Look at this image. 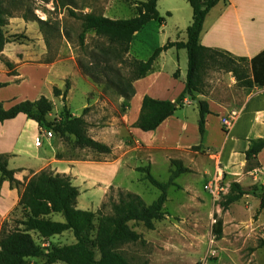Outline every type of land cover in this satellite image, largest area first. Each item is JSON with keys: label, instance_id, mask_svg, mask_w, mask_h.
<instances>
[{"label": "crops", "instance_id": "0c3cea01", "mask_svg": "<svg viewBox=\"0 0 264 264\" xmlns=\"http://www.w3.org/2000/svg\"><path fill=\"white\" fill-rule=\"evenodd\" d=\"M144 1L113 0L109 6H117V13L120 14V2L128 3L133 15L127 18H131L136 16L137 7ZM156 10L163 22L151 20L132 36L128 55L135 60H147L156 48L168 41L185 42L187 39L186 29L192 20V8L186 0H157ZM101 15L111 19H127L110 12ZM199 43L224 50L235 58L250 60L255 57L264 50V0L218 2L205 17ZM187 63V51L172 47L156 57L144 77L133 81L134 94L121 116L128 139L122 135V127L116 125V118H111L101 107L98 116L101 126L92 127L89 124L87 132L92 139L111 148L108 154L94 153L95 158H78L67 151L57 136H43L37 123L24 114L0 122V154L6 157L8 168L14 171V177L21 183H26L42 170L67 175L78 190L77 208L93 212L99 209L111 191H129L125 184L133 181L145 183L143 173L137 171L138 167L146 164L151 172L156 166L165 165L168 170L171 159L180 160L193 174L206 179L204 186L213 177L216 168L220 167L227 186L228 181L237 182L245 189L252 186L264 188V147L252 160L254 166L248 167L245 159L250 140L264 137V86L254 84L251 88L238 87L231 72L211 69L204 76L205 93L196 97L199 101L205 100L209 109L204 118L203 132L198 125L199 109L189 98H185L182 107L155 129L143 131L134 127L145 96L172 102L178 99L185 87ZM25 70L42 69L19 68L15 70V76L0 70V82L7 83L0 92L21 78V72ZM83 83L87 86L82 91L85 101L74 110L69 108V111L78 117L86 109L83 116L90 123L94 111L87 114V109L96 105L98 98L90 95L94 86L87 81ZM74 87L68 91V102ZM8 96L0 99L5 108L26 100ZM40 96L29 100H36ZM117 101L120 104L123 98L118 96ZM231 111H236L238 116L231 128L226 130L221 120ZM58 116L59 113L52 117ZM195 147L198 149L193 150ZM17 201V189L12 188L8 181H1L0 224L17 206ZM46 218L63 221L61 214H50ZM62 237H69L70 242L67 244L75 242L70 231L45 241L50 244Z\"/></svg>", "mask_w": 264, "mask_h": 264}, {"label": "trees", "instance_id": "16d2710c", "mask_svg": "<svg viewBox=\"0 0 264 264\" xmlns=\"http://www.w3.org/2000/svg\"><path fill=\"white\" fill-rule=\"evenodd\" d=\"M192 8V20L186 29L185 42H166L156 48L152 55L145 61L128 58L129 46L132 36L147 22L157 20L163 22L156 10L157 0H145L137 7V14L127 19H111L95 13L70 14L81 21V32L78 35L81 47H84L85 35L94 33L106 44L100 46L97 52L88 55L97 62H106L110 57L116 63H129L132 68L130 80L122 77L117 81L110 80L109 85L120 95L125 107L134 94L133 81L144 77L151 69L156 57L163 51L175 47L187 51V75L183 92L175 101L154 100L145 96L142 100L141 111L134 127L143 131L155 129L163 120L173 115L182 107L185 98L193 101L198 95L205 93L204 76L208 70H224L233 74L238 87L251 88L254 84L264 86V50L248 60L245 57H233L224 50L209 48L199 43V36L203 28L205 17L209 11L220 1L224 0H186ZM20 13L25 20L37 21L40 27L44 24L37 19L33 11L29 10L24 0H0V59L8 68L9 76L17 75L13 64L3 58L1 52L11 40L3 31L8 20L14 12ZM13 38L12 41H14ZM80 69L93 82L99 83V77L94 72V67H85L79 62ZM246 64V65H245ZM104 67V66H103ZM108 66H106L107 69ZM250 72L249 73V68ZM105 71V67L101 68ZM177 72L174 73V76ZM108 80V78H107ZM113 82V84H112ZM7 83L0 82V89ZM108 86V85H107ZM109 87V86H108ZM68 85L64 90L56 86L52 88L54 97H61L62 109L58 118H50L53 110L51 100L40 96L36 100H23L5 108L0 102V122L13 119L18 114H24L28 119L37 123L40 129L50 130L53 135L66 142L71 140L74 148L89 149L93 153L108 154L111 148L92 139L87 132V122L82 114L75 117L64 104ZM198 125L204 131V118L209 113L205 100H200ZM264 147V137L250 140L245 151L247 163L254 160L257 153ZM198 148H193L197 150ZM174 170L166 182L158 181L149 170L148 166L138 167L137 171L143 173L144 179L160 194L150 204L137 194L129 191H117V198L111 200V193L107 196L110 212L86 211L77 208L78 190L65 174L54 173L51 170H42L33 175L26 183H21L14 177V171L8 168L6 157L0 154V182L8 181L12 188L18 191L17 207L21 217L3 221L0 228V264H27L29 259L39 258L41 264L63 262L65 264H130L125 258L122 247L136 243L141 236L132 224L142 225L146 229H153L156 221L165 216L163 205L166 202L167 188L173 185V180L178 175L191 172L180 160L171 159ZM250 192L237 182H231L229 191L219 203L222 210H226L232 203L239 201ZM256 198L259 208L264 209V188L260 187ZM107 200V201H108ZM102 203V207H105ZM50 214H61L63 221L47 219ZM132 223V224H131ZM218 223V222H217ZM217 225V235L221 230ZM70 231L75 242L67 245H52L45 249L38 245L32 234L45 240L55 235ZM264 244V241L262 242Z\"/></svg>", "mask_w": 264, "mask_h": 264}, {"label": "rangeland", "instance_id": "374dc122", "mask_svg": "<svg viewBox=\"0 0 264 264\" xmlns=\"http://www.w3.org/2000/svg\"><path fill=\"white\" fill-rule=\"evenodd\" d=\"M112 1L24 0L25 6L44 24L40 27L37 21L25 20L21 17L20 11H15L13 17L8 20L7 26L3 28L5 35L11 40L3 49V58L11 62L16 71L27 67L42 70L22 71L21 78L0 92V99L8 98V95H11L10 98H26V100L38 95L49 97L53 104L50 118H53L52 116L60 113L63 106L61 97L53 96L51 92L53 86L64 90L67 84L68 91L75 86L71 92L70 102L67 100L68 92L64 101L68 110L69 108L74 110L85 101L86 97L82 96V91L86 90L87 86L83 82L87 81L95 88L91 90L90 95H96L98 98L97 104L87 109V114L91 110L94 111L92 121L87 122V131L89 124L92 127L101 126V119L98 116L102 107L111 118H116V125L122 127V135L128 139L126 125L121 119L127 107L124 100L118 103L117 98L120 95L112 89L109 82L117 81L119 77L130 80L132 68L129 63H116L108 56L106 62H97L90 58L88 54L92 51L97 52L106 42L97 38L94 33L88 32L85 35L84 47H81L78 39L81 21L70 14V11L78 15L89 12L101 15L110 12L114 16L120 15L121 18L133 15L129 4L123 2H120L121 12L118 14L117 6L112 4L109 6ZM13 38L16 39L12 41ZM128 58L133 59L129 55ZM79 62H82L88 70L94 67V72L99 77L98 84L82 72ZM103 66L105 71L101 69L104 68ZM0 70L8 72L1 59ZM4 104L8 105V102ZM62 142L67 151L78 158H95L94 153L89 149L74 148L71 140ZM254 165L252 161L247 163L248 167ZM143 166L145 167L146 164ZM173 170L174 167L170 163L168 170L165 165H159L150 173L158 181L166 182ZM205 180L192 171L178 175L174 178L173 185L166 191V202L163 205L164 218L156 221L153 229L131 223L141 238L136 243L122 247V252L130 264H264V244H262L264 209L259 208V200L256 198L260 187L246 188L250 192L249 195L243 196L239 201L230 204L226 210H222L219 203L228 193L230 182L227 181L226 192L214 200L204 189ZM144 182L133 181L125 185L129 191L139 194L145 203L150 204L160 192L147 181ZM116 193L112 191L111 200L117 198ZM107 200L105 198L103 201L106 202L104 208H101L102 204L99 207L103 213L110 212V204ZM20 217L21 211L16 206L1 220L0 228L3 221H7L8 225L11 220ZM217 222H220L218 226L221 230L220 235L215 232ZM33 238L45 249L56 243L70 242L69 237H62L56 242L51 241L50 244L38 239L36 235ZM41 263L42 260L39 258L29 259L27 262V264Z\"/></svg>", "mask_w": 264, "mask_h": 264}, {"label": "built area", "instance_id": "2783aa9c", "mask_svg": "<svg viewBox=\"0 0 264 264\" xmlns=\"http://www.w3.org/2000/svg\"><path fill=\"white\" fill-rule=\"evenodd\" d=\"M237 116L238 113L236 111H231L227 117L222 118L221 123L226 130L231 128ZM41 134L47 137L52 136V132L45 129H41ZM227 187V184L224 182V172L220 167H217L213 177L205 184L204 189L211 198L216 200L226 192Z\"/></svg>", "mask_w": 264, "mask_h": 264}, {"label": "water", "instance_id": "95a60500", "mask_svg": "<svg viewBox=\"0 0 264 264\" xmlns=\"http://www.w3.org/2000/svg\"><path fill=\"white\" fill-rule=\"evenodd\" d=\"M193 103L197 106L198 109L200 108V102H199L198 98H195L193 100Z\"/></svg>", "mask_w": 264, "mask_h": 264}]
</instances>
